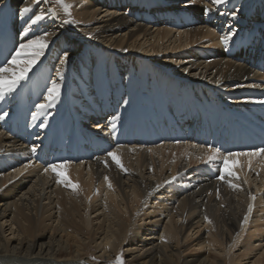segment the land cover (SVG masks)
<instances>
[{
  "label": "bare ground",
  "instance_id": "obj_1",
  "mask_svg": "<svg viewBox=\"0 0 264 264\" xmlns=\"http://www.w3.org/2000/svg\"><path fill=\"white\" fill-rule=\"evenodd\" d=\"M0 1V63L24 42L28 16L46 13L27 38L50 34L29 78L0 100V114L8 113L0 120V264H96L84 260L90 250L109 264L120 249L131 264H264L260 160L253 170L245 166L241 175L248 183L233 190L217 180L218 162L204 163L206 145L188 135L176 143L145 125L169 114L184 120L202 102L212 113L264 111V47L256 43L264 38V0H197L190 7L184 0H64L72 5L76 31L63 23L66 16L53 0ZM28 4L33 13L21 18L18 10ZM205 6L213 10L205 14ZM227 31L236 34L225 46L219 37ZM87 43L98 50L80 56ZM169 50L180 52L165 57ZM64 51L65 65L51 61ZM52 81L61 84L60 99L33 120ZM190 82L200 90L189 89ZM220 95L231 96L233 104ZM141 126L145 135L132 140L130 131ZM117 145L123 146L126 173L106 157ZM63 160L71 162L68 174L79 183L78 192L44 172ZM249 203L253 212L242 226ZM191 238L220 247L185 256Z\"/></svg>",
  "mask_w": 264,
  "mask_h": 264
},
{
  "label": "snow or ice",
  "instance_id": "obj_2",
  "mask_svg": "<svg viewBox=\"0 0 264 264\" xmlns=\"http://www.w3.org/2000/svg\"><path fill=\"white\" fill-rule=\"evenodd\" d=\"M197 0H184V6L190 7L196 4ZM59 3L62 4L63 10L65 13L71 15L72 5L68 3H64V0H59ZM212 5H222L228 3V0H211ZM213 9L209 6H205L203 11L205 14L211 12ZM33 13V5L28 4L23 7H20L18 10V14L21 18L25 17L27 14ZM236 12L233 11L231 15L236 16ZM46 13L40 12L35 13L31 16H28L29 27L31 25H36L37 22L42 21L45 18ZM52 15L56 16L55 10L52 11ZM64 24L75 23L72 20H64ZM29 27H26L21 35H24L26 38L24 42H20L15 50L10 54V58H7L5 62L0 64V100H4L6 96L13 94L17 91V89L21 86L23 81H26L29 78L30 72L37 66L40 62L41 57L45 55L47 48L49 47V39L50 35L48 32H44L40 35H34L32 38H27L29 34ZM236 33L234 31H227L224 34L220 35L219 40L222 45L227 46L229 42L232 40L233 36ZM92 34L89 33V36ZM124 51H128V49H124ZM69 58V52L64 51L63 56L60 58L59 63L61 66L65 65ZM187 71V69H185ZM56 76H62V71L58 68L56 71ZM216 84H220V80L215 81ZM61 96V84L52 81L50 86L47 87L46 91L43 94L42 102L35 105L36 111L32 112V119L35 120L37 116L42 113L43 109L55 107L56 103L59 101ZM127 103V101H125ZM259 103L264 104V101H259ZM50 115V113H48ZM8 116L7 112L0 114V120L5 119ZM115 119V118H112ZM40 128L46 127V121L39 125ZM98 128H102L101 125H97ZM117 127L116 123H111V129L115 130ZM176 143H180V141H176ZM122 145H117V147L111 151L106 153V157L110 158L112 163L115 164L117 168H119L122 172H127L128 169L123 163L121 148ZM31 151L35 153L37 151V146L33 145ZM129 151H135V149H129ZM149 152L152 151L151 148L148 149ZM104 160L106 166H108V159ZM198 159H200L198 157ZM259 159L261 162V170H264V147H257L248 150H238V151H223L214 147L213 145H208L206 150V158L204 159V163L211 164L214 162L219 163L217 180L221 182H225L228 186L233 190H240L242 188V184H247L248 180L246 175L242 177L241 172L247 167L248 170H253V161ZM31 161L24 165V168L27 169L31 165ZM70 161H55L47 164L44 168V172H52L55 174L56 183L62 185L66 188H70L73 191L78 192L80 190V186L78 182H74L69 172ZM14 171H20L19 169H14ZM257 175L259 173L257 172ZM105 181L108 184V187H112V183L109 177H104ZM173 180L176 177H172ZM165 183H170V181H166ZM160 187V185H157ZM98 191V190H97ZM217 196L219 197V190L217 189ZM251 200L254 202L256 200L255 195H251ZM254 203H249L247 207V212L245 213L241 225H246L249 222V218L253 212ZM205 220L211 224L212 221L205 216ZM117 264H123V258H117Z\"/></svg>",
  "mask_w": 264,
  "mask_h": 264
},
{
  "label": "rangeland",
  "instance_id": "obj_3",
  "mask_svg": "<svg viewBox=\"0 0 264 264\" xmlns=\"http://www.w3.org/2000/svg\"><path fill=\"white\" fill-rule=\"evenodd\" d=\"M177 1V3H180L179 2V0H176ZM1 2V1H0ZM64 3H66L65 1H64ZM53 6L58 10V9H60V11H62L63 13H64V15L66 16V20H72V21H75V23H71V24H68V26H69V29L71 30V31H76V29H78L79 27L77 26V21L74 19V17H73V15H72V12H71V15H68V13H65L64 12V10H63V6H62V4L61 3H59V0H53ZM68 17V18H67ZM177 25V24H176ZM73 29V30H72ZM78 38V37H77ZM89 40H90V38H88ZM88 39H86V38H78V40L79 41H82V42H88L89 40ZM1 45V44H0ZM84 46H86L85 48H82V50H80L79 51V54H80V56H82L83 54L84 55H87L88 54V51L89 52H91L90 51V49L91 50H94V51H97L98 49H96V48H94L92 45H90L89 43H87V45H84ZM195 47H197V48H201L200 50H202V48L204 47H206L207 49H209L211 46H208V45H196ZM54 49V51H55V48H53ZM183 51H185V49H182ZM180 51L179 50H176V51H172V50H169L166 54V56L165 57H169V55L170 56H174V55H177L178 53H179ZM185 53V52H184ZM7 56H9V54L7 55ZM61 58V55H60V53H57L56 54V56H54V54H53V56H52V59H51V61L52 62H56V61H58L59 59ZM3 62H5L4 60H2L1 61V63L0 64H2ZM165 65V64H164ZM161 68H164L163 67V65H161ZM170 73V72H169ZM146 79V78H145ZM191 83V82H190ZM188 83V85L187 86H189V89H192L194 92H196L197 90L199 91L200 89H198V88H200V87H193L194 86V84L193 83ZM204 87H209V86H204ZM182 90H184V88H181V91ZM239 91V90H238ZM217 92V91H216ZM224 93V92H223ZM206 94V93H205ZM225 94V93H224ZM209 95V94H208ZM221 97H222V99L224 100V101H226L227 103H230V104H233V102H232V98H231V96H224V95H220ZM106 116H104V118H105ZM94 120L95 119H97V117H94L93 118ZM99 122V121H98ZM97 123V122H96ZM204 228L206 229V227H205V225L203 224L202 225V227H201V231H203L204 230ZM197 229L198 228H196L193 232H196L197 231ZM256 230L255 229H252V230H250V232H255ZM186 234H189L188 232L186 233ZM261 236L259 235V234H255L254 235V237H253V240H256L257 241V239H259ZM203 239H205V238H203ZM203 239H200V240H198L197 238H195V239H193V238H191V239H187V241H186V244H185V246H184V252H183V254L185 255V256H188V255H191V254H195V253H202V252H207L209 249H212V250H215L216 248H218V247H220L219 245H215V246H210V245H208L209 244V242H207L206 240H203ZM183 240H185V238L183 239ZM93 251L92 250H90V254L89 255H85L84 256V260H91L92 262H94V263H96V264H102V263H100L99 262V260L100 259H97V258H95L96 256H95V254L93 253ZM116 255L115 256H113L112 258H111V260L109 261V264H117V258L118 257H121L122 256V258H123V264H131L130 263V258H129V256L126 254V253H124L123 252V250H118L117 251V253H115ZM94 258V259H93ZM112 261V262H111ZM115 263H114V262Z\"/></svg>",
  "mask_w": 264,
  "mask_h": 264
}]
</instances>
